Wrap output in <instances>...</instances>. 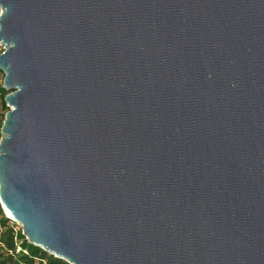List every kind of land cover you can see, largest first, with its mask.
I'll list each match as a JSON object with an SVG mask.
<instances>
[{
	"label": "water",
	"instance_id": "water-1",
	"mask_svg": "<svg viewBox=\"0 0 264 264\" xmlns=\"http://www.w3.org/2000/svg\"><path fill=\"white\" fill-rule=\"evenodd\" d=\"M0 204L68 264H264V0H0Z\"/></svg>",
	"mask_w": 264,
	"mask_h": 264
},
{
	"label": "trees",
	"instance_id": "trees-1",
	"mask_svg": "<svg viewBox=\"0 0 264 264\" xmlns=\"http://www.w3.org/2000/svg\"><path fill=\"white\" fill-rule=\"evenodd\" d=\"M9 92L0 87V99L6 102ZM6 114L10 111L6 103L4 104ZM2 124V127H3ZM16 223L9 220L0 204V264H68L66 261L58 259L42 248L36 247L28 242L22 230H18Z\"/></svg>",
	"mask_w": 264,
	"mask_h": 264
},
{
	"label": "rangeland",
	"instance_id": "rangeland-1",
	"mask_svg": "<svg viewBox=\"0 0 264 264\" xmlns=\"http://www.w3.org/2000/svg\"><path fill=\"white\" fill-rule=\"evenodd\" d=\"M0 14H1V9H0ZM5 51L4 47L0 45V54H2ZM4 81H5V74L3 72L0 71V87L4 86ZM6 103V102H5ZM1 99H0V141L2 139V124H3V120H4V115L6 113V109L4 108V104ZM7 105V103H6ZM6 215V213H5ZM7 217V215H6ZM16 227V229L18 230L19 228L22 230L23 232V228L17 223V225H14Z\"/></svg>",
	"mask_w": 264,
	"mask_h": 264
},
{
	"label": "built area",
	"instance_id": "built-area-1",
	"mask_svg": "<svg viewBox=\"0 0 264 264\" xmlns=\"http://www.w3.org/2000/svg\"><path fill=\"white\" fill-rule=\"evenodd\" d=\"M5 212V211H4ZM8 218V217H7ZM9 220H11V219H9ZM12 222H14V223H16L14 220H11ZM17 224V223H16ZM20 225V224H19ZM21 226V225H20ZM22 227V226H21ZM26 237V236H25ZM27 239V238H26Z\"/></svg>",
	"mask_w": 264,
	"mask_h": 264
}]
</instances>
